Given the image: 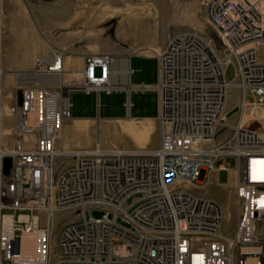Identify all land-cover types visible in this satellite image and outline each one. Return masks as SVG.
Instances as JSON below:
<instances>
[{
	"label": "built area",
	"instance_id": "2783aa9c",
	"mask_svg": "<svg viewBox=\"0 0 264 264\" xmlns=\"http://www.w3.org/2000/svg\"><path fill=\"white\" fill-rule=\"evenodd\" d=\"M205 5L219 42L196 30L170 34L156 53V85L133 84L127 58L86 52L80 78L67 87L66 70L77 69L67 63L75 55L69 48L35 55L31 68H4L0 0V264H264V0ZM231 62L237 67L233 83L226 77ZM7 74L14 86L10 104L3 99ZM232 87L241 94L229 107ZM74 89L124 91L128 112L134 91L157 90L159 145L106 150L98 142L61 150ZM224 129L228 133L221 135ZM59 156L73 162L56 170ZM228 156L238 164L232 233L222 204L191 188L209 172L229 171L216 164ZM135 194H142L141 202L130 210ZM92 209L106 213L89 218ZM61 213L76 220L63 222L55 252L52 234ZM25 235L36 236V254L23 251Z\"/></svg>",
	"mask_w": 264,
	"mask_h": 264
},
{
	"label": "rangeland",
	"instance_id": "374dc122",
	"mask_svg": "<svg viewBox=\"0 0 264 264\" xmlns=\"http://www.w3.org/2000/svg\"><path fill=\"white\" fill-rule=\"evenodd\" d=\"M206 1L4 0L2 63L7 70L31 68L35 55L44 54L51 47H59L69 48L74 52L75 68L77 66L81 68L82 58H78L81 53H111L110 50L115 46L136 45L141 41L161 38L164 34L167 35L168 40L170 34L185 30L199 31L204 36L213 37L219 42L216 31L206 19ZM260 56L264 59V47L260 49ZM226 77L229 83L237 81V67L234 62L227 67ZM8 94L11 96L8 97ZM13 94V81L7 74L3 79L4 102L12 103ZM240 94L238 88H231L229 107L238 103ZM92 98L94 97L83 94L73 95L70 99L85 108L87 104L96 102L97 111L99 107L104 106L101 102L97 104V100ZM158 98L160 99L159 95ZM250 99L254 98L250 97ZM148 101V95L143 92H135L132 95L133 109L146 106ZM115 106L117 109L120 108V99L118 103L112 105ZM105 112L102 108V113ZM237 118L238 110L228 115L231 123ZM4 122L6 127L11 125L9 118ZM151 131L152 139L158 140L160 122L67 120L61 131L58 147L61 150L92 148L100 142L102 148L106 150L150 148L152 147L149 141ZM227 133V129H224L221 135ZM72 162L71 156H59L55 168L59 170ZM216 164H226L230 170L207 173L204 180L193 186L192 190L198 195L215 199L222 204L227 215V230L232 233L237 222L235 197L237 159L232 156L223 157ZM141 198L142 194H135L128 200L127 205L130 206V210L141 202ZM105 213L103 209H92L87 211V216L98 218ZM74 220L76 216L73 213H61L56 216L52 251L55 250L54 245L63 222ZM113 243H120V239L114 238Z\"/></svg>",
	"mask_w": 264,
	"mask_h": 264
},
{
	"label": "crops",
	"instance_id": "0c3cea01",
	"mask_svg": "<svg viewBox=\"0 0 264 264\" xmlns=\"http://www.w3.org/2000/svg\"><path fill=\"white\" fill-rule=\"evenodd\" d=\"M167 43V35L164 34L162 37H158V39H151L141 41L136 45H119L113 47L110 52L119 57H124L128 59V64L130 68L133 70L131 75V82L133 84L146 83L150 85H156L159 81V59L157 57V52L163 48ZM83 54V53H81ZM81 54H79L78 58H81ZM75 57V56H74ZM74 59L71 61L67 59L68 64L74 62ZM121 64L118 63L117 66ZM79 66H77L78 68ZM30 68V67H24ZM18 69V68H16ZM80 69V68H78ZM135 92L134 91L132 95ZM86 95L88 97L93 96L97 100V104L100 102L104 105L103 107H99L98 111L96 110V102L87 104V107L81 105L80 103L72 102L71 114L72 117L69 119L70 121H81V120H92V121H116V120H130V121H139V122H147V121H158L160 115V99L158 98L157 90H149L143 92V94L148 95L149 101L146 102V106L141 108L133 109V105L131 107L130 112L127 111L125 106L126 94L124 91H117L111 95L102 93L98 95L97 93L87 94L82 90L74 89L70 92V98L73 95ZM121 100L120 108L112 107L113 104L118 103V100ZM133 103V102H132ZM102 108L106 111L105 114L102 113ZM96 111L98 114L96 115ZM153 132H150V144L152 147L156 148L159 145V139H152ZM193 188V186H191Z\"/></svg>",
	"mask_w": 264,
	"mask_h": 264
},
{
	"label": "bare ground",
	"instance_id": "6f19581e",
	"mask_svg": "<svg viewBox=\"0 0 264 264\" xmlns=\"http://www.w3.org/2000/svg\"><path fill=\"white\" fill-rule=\"evenodd\" d=\"M74 59V56L70 55V60ZM73 62V61H72ZM78 70V69H77ZM75 70H66L63 79H64V83L65 85L68 87L69 85H72V80L74 78H78L80 76L79 74V70L77 71ZM67 77V78H66ZM80 78V77H79ZM11 95L8 94V97H10ZM258 128H262V126L260 127L259 125H257ZM130 130L133 131V128L130 127ZM22 247H23V251L26 254H36L37 253V238L35 235H25L23 237L22 240Z\"/></svg>",
	"mask_w": 264,
	"mask_h": 264
},
{
	"label": "water",
	"instance_id": "95a60500",
	"mask_svg": "<svg viewBox=\"0 0 264 264\" xmlns=\"http://www.w3.org/2000/svg\"><path fill=\"white\" fill-rule=\"evenodd\" d=\"M17 95H18V101H19V103H21V100H22V92L21 91H18ZM9 162H10V160L7 159V162H6L7 163L6 164L7 167L9 165Z\"/></svg>",
	"mask_w": 264,
	"mask_h": 264
}]
</instances>
